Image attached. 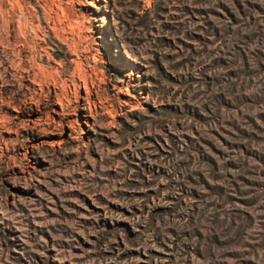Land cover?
<instances>
[{"label": "rangeland", "instance_id": "1", "mask_svg": "<svg viewBox=\"0 0 264 264\" xmlns=\"http://www.w3.org/2000/svg\"><path fill=\"white\" fill-rule=\"evenodd\" d=\"M0 264H264V0H0Z\"/></svg>", "mask_w": 264, "mask_h": 264}]
</instances>
